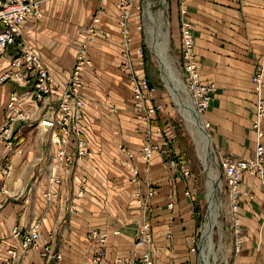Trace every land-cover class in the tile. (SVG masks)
Here are the masks:
<instances>
[{"label":"crops","instance_id":"1","mask_svg":"<svg viewBox=\"0 0 264 264\" xmlns=\"http://www.w3.org/2000/svg\"><path fill=\"white\" fill-rule=\"evenodd\" d=\"M40 1L42 17L26 20L22 30L49 70L54 89L69 75L76 48L87 36L85 27L94 15L99 16L93 28L100 35L88 48L93 64L84 70L81 88L88 153L66 167L52 166L49 157L55 145L45 129L32 124L24 126L19 149H7L1 128L9 91L17 85L0 82V264H6L9 247H18L19 237L11 228H26L34 220L40 222L41 241L62 253L59 264H128L129 258L146 248L134 245V234L144 217L151 223L148 247L155 264L169 259L193 262L197 211L192 196L185 194L187 177L166 165L165 152L174 146L157 118L161 110L154 119L158 123L154 127H161L160 133H153L158 148L149 161L140 157L145 124L134 109L128 70L121 66L125 60L119 26L120 15L127 9L132 39L129 64L146 77V63L139 65L144 55L135 53L143 46L137 0ZM180 3L191 22L201 77L215 83L210 104L201 114L202 123L220 150L234 157L251 156L258 142L251 123L258 97H264V82L256 90L252 81L255 66L260 63L264 68V0H170L172 41L179 52ZM6 54L14 56L15 47H7ZM6 65V57L0 58V70ZM154 99L163 104L157 91ZM261 125L264 128V117ZM261 140L264 143V137ZM130 158L138 169V182L131 180ZM6 160L13 168L5 176L1 168ZM51 175L58 176L59 183L50 182ZM149 187L156 192L145 205L143 196ZM240 187L243 236L237 250L232 245L230 264H264V176L244 173ZM46 189L57 191L58 197L48 200L42 195ZM171 197L174 206L168 207ZM93 230L107 233L104 253L96 262L93 258L100 244L89 236ZM12 264L47 263L38 248H29L18 252Z\"/></svg>","mask_w":264,"mask_h":264},{"label":"built area","instance_id":"2","mask_svg":"<svg viewBox=\"0 0 264 264\" xmlns=\"http://www.w3.org/2000/svg\"><path fill=\"white\" fill-rule=\"evenodd\" d=\"M178 12V21L181 36L180 56L182 63V71L184 81L189 88L191 95L196 98V108L199 113L206 110L209 106L215 83L202 79L195 55L192 37L191 25L187 14V10L183 3H180ZM40 0H0V58L6 57L7 65L0 70V81L12 80L21 85L20 90H12L9 100L6 104L5 127L9 135L13 126L20 121L32 123L35 121L37 128H47L54 130L51 133V140L59 143L57 151L58 156L62 157V166H67L74 158L84 157L88 153V137L85 132V98L81 92L83 86V72L86 68L92 67V60L88 54L89 45L100 35L93 28V24L99 21V16L94 15L84 32L87 36L81 40L80 46H77L75 53V61L70 69L69 75L63 82L58 85V93L52 100V91L49 87V76L47 70L38 60L37 53L34 48L27 43L26 35L23 34V23L32 17H37L40 13ZM127 11H123L120 15V34L123 45L124 62L121 63L129 73L132 81V98L134 109L139 119L145 124L143 129V143L140 148V157L144 161H149L154 149L158 145L154 142L153 133L160 131V126L152 124V119L161 110L163 104L152 98L154 88L149 85L145 76H140L138 69L136 70L130 59L131 36L126 24ZM9 46H15L16 54L9 56L6 49ZM138 56H142L143 48L140 46L135 50ZM142 60L139 65H142ZM30 72L33 75L30 74ZM252 81L256 90L261 89L264 82V68L262 64H257L252 74ZM194 99V98H193ZM195 101V99H194ZM39 102V103H38ZM37 104H40L36 106ZM41 109V112L35 114L34 109ZM195 108V109H196ZM264 117V97L259 96L255 105L254 117L251 126L255 129L258 142L254 152L248 157H234L219 151L220 155L217 159L223 169L226 180V217L225 222L229 223V227L233 236L235 250L238 249L242 240V225L238 212L239 201L243 191L240 187L244 173L264 176V143L261 137L264 135V128L261 125V119ZM158 124V123H157ZM160 133V132H159ZM11 146L17 144L8 140ZM18 145L14 146L17 147ZM218 148V147H217ZM218 150H220L218 148ZM166 165L170 168H178L184 177L189 180V168L180 164V161L174 156L173 151L166 150ZM131 155V153H128ZM60 161V162H61ZM127 165L132 173L131 180L138 182V169L132 162L131 158ZM11 164L5 165L4 171L9 172ZM55 182L60 181L59 177L54 178ZM156 192L155 187H149L143 196V202L147 205L149 199ZM49 192L44 195L49 196ZM57 192H52L56 196ZM185 194L191 196L190 189H185ZM1 205V202H0ZM168 207L174 206L173 198L167 202ZM150 220L147 217L139 223L134 234V245L136 247L146 246L139 255L129 258L128 264H155L153 253L148 247L152 241V232L150 228ZM118 230H116L117 232ZM11 233L19 237L18 247H9L6 258V264H12L18 252H25L29 248H38V251L47 264H59L62 253L53 247L46 240L41 241L40 222L35 220L31 225L23 228L15 225L11 228ZM89 236L96 239L100 246L96 251L94 260H100L104 253V241L107 237L105 231H91ZM41 241V245L39 244ZM199 246L197 245V248ZM196 249V247H192ZM165 264H194L190 260L175 262L169 259Z\"/></svg>","mask_w":264,"mask_h":264},{"label":"rangeland","instance_id":"3","mask_svg":"<svg viewBox=\"0 0 264 264\" xmlns=\"http://www.w3.org/2000/svg\"><path fill=\"white\" fill-rule=\"evenodd\" d=\"M146 1L147 0H137L139 20L142 27L141 34L143 38V46L141 47L143 48V58L145 59L146 63V78L149 80L151 87H153L154 90L157 91L163 98V106L160 113H158L159 117L157 118L164 124V132L170 136L171 143L174 146V148L172 149L173 154L178 159V161H180V164L183 163L184 166L188 167L190 171V174L188 176V185L191 196L193 198L195 209L197 211L196 221L198 224H196V226L198 230L195 240H197V245L199 246L196 249V258L193 263L230 264L233 252V236L230 237V235L232 234H230L231 230L229 231L228 229L230 228L229 223L225 222V220L227 219V187L223 169L217 159V156L220 155L219 151L224 154L226 153L222 150H218L217 145L214 144L212 140L208 127L206 126L205 129L203 123H201V125L204 127L205 131L207 130L211 138V142L210 144H208L209 147L199 138L195 123L187 114L185 104H183L186 103V105L188 104L189 106H193L194 102L192 104L190 94L187 93L188 90L185 91V89L187 88L185 87L184 75L181 68L182 63H180V52L174 47L172 41L170 0H149L150 16L153 22H150L149 20ZM161 12H163V14ZM151 25L155 30L154 33H156V38H160L159 41H165L167 39V44L165 43V46L162 45V48L160 47L162 50H165L166 48V52L164 55L165 58H161V56L156 52L155 47L152 45V38L150 33L148 32V28H151ZM151 33H153V31ZM178 78L182 81L184 87L183 85L179 86ZM5 81H10L14 83V85H17L16 88H13L9 91V95L12 90H20V88L22 87L15 81ZM51 98L52 100L55 99L53 95L51 96ZM34 111L35 114H37L41 112V109L36 108L34 109ZM197 112L195 111L196 115H198ZM5 113L6 108L4 110V119ZM199 114L201 115L202 112ZM200 118L201 120H203L202 116ZM154 119L155 118L152 119V124H157L154 123ZM34 123L35 121H33L32 123H28L27 121L17 122L8 135L6 132V128H4L5 123L3 120L1 133L6 140L5 146L7 147V149L18 150L21 143L20 135H22L24 126L27 124H32L36 127V129H38ZM85 123L87 136L89 138L88 121L86 117ZM46 131L49 133L50 141L55 145L53 150L50 152L49 163L52 166L59 168L62 166V157L58 156L57 154L59 143L56 144L51 140V133H55L54 130L49 128L46 129ZM9 139L13 141V143L17 141V144H14V146H18H11V143L8 141ZM7 163L11 164V168L8 173L4 171L5 165ZM12 168V162L10 160H6L1 168V172L6 176L11 172ZM209 171H213V174L216 175V178H214V191L212 194L213 203H211L209 200V183L211 182L208 173ZM55 177L58 176L51 175L50 182H55ZM46 191L50 193L49 196L44 195V192ZM52 192L54 191L46 189L42 192V195L48 200L57 198L58 192L56 191V196H53ZM212 205L215 206V212L217 213L216 219L214 221L213 215L211 214ZM209 224L212 225L210 239L213 244L214 250H210L208 238L204 233ZM205 260L208 261V263H206Z\"/></svg>","mask_w":264,"mask_h":264},{"label":"bare ground","instance_id":"4","mask_svg":"<svg viewBox=\"0 0 264 264\" xmlns=\"http://www.w3.org/2000/svg\"><path fill=\"white\" fill-rule=\"evenodd\" d=\"M146 6H147V14H148V16H149V20H150V22H153L152 21V18H151V16H150V4H149V0H147L146 1ZM40 10H41V1H40ZM123 11H127V19H126V24H127V22H128V18H129V11L127 10V9H125V10H123ZM162 14H163V12H161ZM42 17V10L40 11V13H39V15L37 16V17H32V18H35V19H40ZM30 19V18H29ZM28 20V19H27ZM190 25H191V22H190ZM127 27H128V25H127ZM140 28H142L141 27V25H140ZM150 28V27H149ZM148 28V32L150 33V35H151V38H152V45L155 47V50H156V52L161 56V58H165V52H166V48H165V50H162L161 48H162V45H164L165 43L167 44V39L165 40V41H159V39L158 38H156V33H154L155 32V30H154V28H153V26L151 25V28H153V29H149ZM128 29H129V27H128ZM130 31V30H129ZM153 31V33H151ZM191 37H192V32H191ZM192 42H193V37H192ZM165 46V45H164ZM161 47V48H160ZM193 47H194V43H193ZM89 48V47H88ZM164 48V47H163ZM162 50V51H161ZM156 53V54H157ZM88 54H89V51H88ZM37 55V57H38V60L40 61V58H39V56H38V54H36ZM144 54H142V56H143ZM89 57H90V54H89ZM91 58V57H90ZM180 58H181V56H180ZM92 60V59H91ZM167 60V59H166ZM142 64H144L145 63V60L144 59H142ZM40 63H41V65L43 66V67H45L43 64H42V62L40 61ZM259 64V63H258ZM46 70H47V74H48V76H49V87H50V91H52V95L54 96V95H56L57 96V94L56 93H58V86L56 87V89H54L53 87H52V83H53V78H52V76H51V74H50V72H49V70L46 68ZM30 74L31 75H33L34 76V74H32L31 72H30ZM35 77V76H34ZM148 80V79H147ZM148 82H149V80H148ZM178 84H179V86H182L183 84H182V81L178 78ZM149 85L151 86V84H150V82H149ZM183 87H184V85H183ZM185 87H186V85H185ZM187 88V87H186ZM188 90V92L187 93H189L190 94V97H191V101H192V104H193V102H194V104H196L197 103V100H196V98L194 97V95L192 96L191 95V92H190V90H189V88H187V89H185V91H187ZM214 90H215V88H214ZM213 90V91H214ZM213 93V92H212ZM55 96V97H56ZM152 98L154 99V91H153V94H152ZM195 99V101H194V99ZM211 98H212V96H211ZM211 101V99L209 100V102ZM182 102V101H181ZM184 102V101H183ZM39 103V102H38ZM191 103V102H190ZM182 104V103H181ZM183 104H185V107H186V112H187V114L191 117V119H192V121L195 123V126H196V129H197V132H198V135H199V138L208 146V144H210V136H209V134H208V132L207 131H205L204 130V127L201 125V123H202V120H201V115L196 111L197 110V108H196V105H195V107H193V106H189L188 104L186 105V103H183ZM210 104V103H209ZM196 108V109H195ZM195 111L197 112V114L198 115H196L195 114ZM199 115H200V117H199ZM199 120H200V122H199ZM197 122V123H196ZM45 130L47 129V128H44ZM160 131H161V127H160ZM264 137V135L261 137V138H263ZM209 147V146H208ZM157 149V148H156ZM156 149H154V150H156ZM152 157V156H151ZM150 157V158H151ZM150 160V159H149ZM220 164V163H219ZM221 166V165H220ZM209 173V177H210V180H211V182L209 183V190H210V192H209V200H210V202L211 203H213L212 201V194H213V191H214V178H216V175L215 174H213V171H209L208 172ZM209 211V210H208ZM211 214L213 215V221L216 219V216H217V213L215 212V206H211ZM149 219V218H148ZM211 230H212V225L211 224H209L208 226H207V228H206V230H205V235L207 236V238H208V241H209V246H210V250H212L213 249V244H212V242H211V239H210V237H211ZM214 250V249H213ZM154 257V256H153ZM207 257V256H206ZM62 259V258H61ZM60 259V260H61ZM93 261L94 262H96V260H94L93 259ZM97 261H100V260H97ZM205 262L206 263H208V261H206L205 260Z\"/></svg>","mask_w":264,"mask_h":264}]
</instances>
